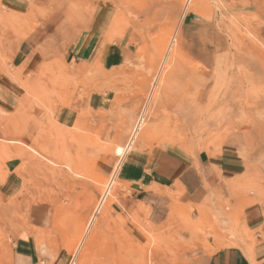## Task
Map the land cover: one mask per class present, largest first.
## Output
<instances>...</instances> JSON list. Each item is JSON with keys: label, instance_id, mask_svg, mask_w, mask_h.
Wrapping results in <instances>:
<instances>
[{"label": "rangeland", "instance_id": "obj_1", "mask_svg": "<svg viewBox=\"0 0 264 264\" xmlns=\"http://www.w3.org/2000/svg\"><path fill=\"white\" fill-rule=\"evenodd\" d=\"M263 12L264 0H0V79L21 96L6 107L0 128V264H11L10 237L18 236L34 246L38 264H71L75 257L77 264H190L220 249L204 245L216 238L215 228L224 225L230 240L241 237L240 210L261 192L257 169L245 183L224 186L223 223L215 207L193 244L187 210L175 208L167 227H154L137 201L139 186L126 178L157 153L194 157L219 149L222 131L209 129L206 118L224 83L253 86L252 66L264 75ZM66 20L98 31L108 46L98 63L56 57V47L45 62L27 56ZM194 44L212 49L201 51L207 59L192 58ZM122 51L128 55L120 60ZM114 56L127 65L110 71ZM111 80L118 82L113 94L127 96L125 105L138 104L133 111L118 104L116 135L109 136L98 131L105 112L94 123L92 99L107 108Z\"/></svg>", "mask_w": 264, "mask_h": 264}, {"label": "crops", "instance_id": "obj_2", "mask_svg": "<svg viewBox=\"0 0 264 264\" xmlns=\"http://www.w3.org/2000/svg\"><path fill=\"white\" fill-rule=\"evenodd\" d=\"M94 31L85 28L79 20L76 24L68 20L62 21L50 37L39 41L33 50L27 52V56H33L38 61L45 62L51 55L47 49L56 47L59 50L56 57L61 55L67 58L72 55V59L76 62L96 64L108 46L101 44L97 35L98 31L92 33ZM69 38L71 42L67 44ZM261 39L264 43V26L261 29ZM193 47L194 50L192 49L193 52H190V55L197 60L196 62L208 58L200 57L203 55L201 51L205 49L212 51L209 47H199L197 44ZM124 51L118 55L120 60L122 56L128 55ZM109 61L110 71L127 65L124 61H117L116 56ZM248 70L253 86L245 85L244 82L240 83L241 80H237L236 85L224 83L222 92L217 97L219 100L211 101L216 105L212 106L213 113L206 118L205 124L209 129L218 128L222 131L219 149L213 150L212 154L204 151L194 157L167 151L157 153L139 175L132 170L126 178L127 182L132 181L136 187L139 186L136 194L137 201L148 209L149 220L154 227H167V224L174 220L172 214L175 208L187 210L189 214L187 232L190 244H193L191 236L196 235L198 224L205 226L207 220L214 214L215 207L221 209L220 222L222 220L223 223L224 186L245 183L248 175L254 173L252 169L258 170L260 176L256 178V182L261 192L259 191L260 193L256 195L251 194L248 197L251 201H248L247 205L240 210L241 237L235 241L230 240L224 234V225L215 228L216 238L209 239L204 245L220 249L211 254L201 252L200 257H196L190 264H264V75L255 66ZM114 83L113 80L110 81L107 108L104 100L97 97L92 99L94 123L97 114L105 112L102 118L105 126L102 129L99 127L98 131L100 134L107 133L109 136L116 135L113 111L118 106L121 108L118 104L125 105L128 102L121 101L126 99V95L113 94L112 88L118 85L117 80ZM134 86L138 87V85ZM17 88L13 84L6 89L4 80L0 79V128L5 125L6 107L10 104L14 107L20 100L21 96L20 93L17 94L19 92ZM116 89L115 92H117ZM146 91H148V85ZM208 92L210 91H207V96ZM199 95L200 98L203 96L202 93ZM220 103L224 105L220 106ZM137 104L138 102H133L131 106H125L133 111L137 108ZM62 116L64 124L68 125L70 114L66 113ZM133 118V113L128 116L126 127L131 126ZM213 120L216 122L224 120V125L229 121L232 122V126L224 129L221 124L215 126ZM248 150H252L253 154L248 153ZM106 170H109L108 167ZM10 238L14 242L11 264H38L39 258L29 240H21V236L16 239Z\"/></svg>", "mask_w": 264, "mask_h": 264}, {"label": "bare ground", "instance_id": "obj_3", "mask_svg": "<svg viewBox=\"0 0 264 264\" xmlns=\"http://www.w3.org/2000/svg\"><path fill=\"white\" fill-rule=\"evenodd\" d=\"M193 2H194V4H196L197 2H198V0H193ZM263 2V1H262ZM68 6V5H67ZM192 6H193V4H192ZM264 13V12H263ZM173 42H174V40H173ZM172 42V43H173ZM87 43V42H86ZM170 44V48H171V45H173V44ZM169 52H171V51H169ZM175 52V51H174ZM170 54V53H169ZM166 63V62H165ZM165 65V64H164ZM157 75V74H156ZM157 80H158V78L156 79V82H155V84H154V87H153V91H152V94L154 93V90L158 87L157 85V83H159V82H157ZM151 94V93H150ZM151 98V97H150ZM149 104H150V101H149ZM149 107V106H148ZM149 109V108H148ZM145 111H146V109L143 111V113H142V115H141V117H140V119H138L139 120V122L138 123H136L137 125H135V130H134V132L132 133V135L130 136V138H129V143L127 144V149H130L131 148V145L133 144V141H134V139H135V137H136V135H137V132H139L140 131V128H141V124H142V120H143V117H144V115H145ZM7 136V135H6ZM11 137V136H10ZM10 137H8V138H10ZM17 138V137H16ZM12 139H14L13 137H12ZM264 139V138H263ZM6 140V139H5ZM18 141V140H17ZM45 141V140H44ZM46 143V142H45ZM252 152V151H251ZM35 158V157H34ZM31 158H29V160H30ZM39 160V159H38ZM36 162H37V159H36ZM39 162V161H38ZM40 162H42V161H40ZM43 163V162H42ZM39 164V163H38ZM43 165V164H42ZM44 167H45V164H44ZM249 167V166H248ZM48 168V167H47ZM22 170V169H21ZM254 170V169H253ZM52 171V170H51ZM247 172H248V170H247ZM16 174V173H15ZM19 174V173H18ZM47 175V174H46ZM48 176H49V174H48ZM246 176V175H245ZM249 176V175H248ZM248 178V177H247ZM51 179V178H50ZM230 187V186H229ZM246 188V187H245ZM241 189V188H240ZM247 189V188H246ZM242 192V191H241ZM233 194V193H232ZM242 194V193H241ZM246 195V194H245ZM219 196V195H218ZM226 197V196H225ZM104 201V200H103ZM101 205V204H100ZM100 209H101V206H100ZM100 214V210H96L95 212H94V214H93V217L91 218V220H90V229L92 228V226L95 224V222H96V220H97V217H98V215ZM87 235V234H86ZM191 235H192V233H191ZM84 241V240H83ZM83 241H82V244H83ZM182 243V242H181ZM1 245V244H0ZM177 245V244H176ZM196 245V244H195ZM74 257V256H73ZM77 258L75 257L74 258V260L71 262V264H77ZM79 264H80V262H79Z\"/></svg>", "mask_w": 264, "mask_h": 264}]
</instances>
